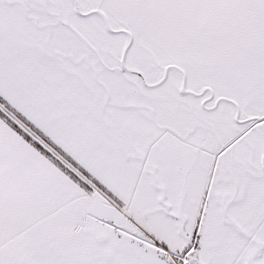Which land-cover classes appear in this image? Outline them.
I'll list each match as a JSON object with an SVG mask.
<instances>
[{"label":"snow or ice","instance_id":"6c2138e0","mask_svg":"<svg viewBox=\"0 0 264 264\" xmlns=\"http://www.w3.org/2000/svg\"><path fill=\"white\" fill-rule=\"evenodd\" d=\"M0 264H264V0H0Z\"/></svg>","mask_w":264,"mask_h":264}]
</instances>
